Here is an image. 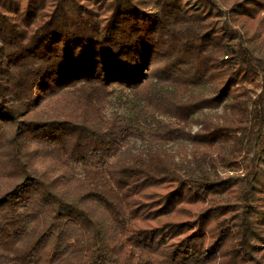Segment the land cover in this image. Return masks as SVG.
Masks as SVG:
<instances>
[{
  "label": "trees",
  "instance_id": "16d2710c",
  "mask_svg": "<svg viewBox=\"0 0 264 264\" xmlns=\"http://www.w3.org/2000/svg\"><path fill=\"white\" fill-rule=\"evenodd\" d=\"M224 15L0 0V264H264V58Z\"/></svg>",
  "mask_w": 264,
  "mask_h": 264
},
{
  "label": "rangeland",
  "instance_id": "374dc122",
  "mask_svg": "<svg viewBox=\"0 0 264 264\" xmlns=\"http://www.w3.org/2000/svg\"><path fill=\"white\" fill-rule=\"evenodd\" d=\"M239 1L242 0H218L222 15L226 14L228 20L238 28L245 44L248 45L257 56L264 58V2L255 0V3L251 5L255 8L252 10L253 17L244 18L235 12H231L233 10L232 8L237 9L234 5ZM249 86L252 88L251 93L254 98L262 91V83L259 79L256 80L255 84ZM222 112L223 109L221 108L213 112V114L221 115ZM196 129L197 126L194 127V130ZM177 148L178 147H175V150ZM242 171L243 170H221L223 175L241 173Z\"/></svg>",
  "mask_w": 264,
  "mask_h": 264
}]
</instances>
